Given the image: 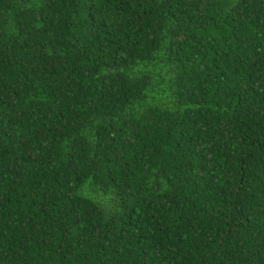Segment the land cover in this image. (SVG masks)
<instances>
[{
	"label": "trees",
	"instance_id": "obj_1",
	"mask_svg": "<svg viewBox=\"0 0 264 264\" xmlns=\"http://www.w3.org/2000/svg\"><path fill=\"white\" fill-rule=\"evenodd\" d=\"M0 264H264V0H0Z\"/></svg>",
	"mask_w": 264,
	"mask_h": 264
}]
</instances>
